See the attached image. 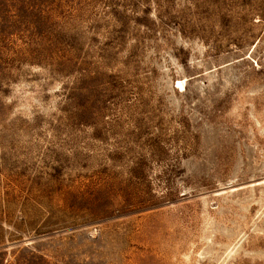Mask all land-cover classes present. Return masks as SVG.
I'll return each mask as SVG.
<instances>
[{"label": "rangeland", "instance_id": "1", "mask_svg": "<svg viewBox=\"0 0 264 264\" xmlns=\"http://www.w3.org/2000/svg\"><path fill=\"white\" fill-rule=\"evenodd\" d=\"M0 264H264V0H0Z\"/></svg>", "mask_w": 264, "mask_h": 264}]
</instances>
